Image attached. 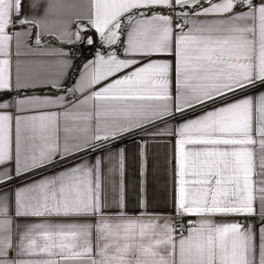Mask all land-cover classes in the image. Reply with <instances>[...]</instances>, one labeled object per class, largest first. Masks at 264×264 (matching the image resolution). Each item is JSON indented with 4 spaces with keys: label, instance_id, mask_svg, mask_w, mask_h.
Wrapping results in <instances>:
<instances>
[{
    "label": "snow or ice",
    "instance_id": "1",
    "mask_svg": "<svg viewBox=\"0 0 264 264\" xmlns=\"http://www.w3.org/2000/svg\"><path fill=\"white\" fill-rule=\"evenodd\" d=\"M261 89L264 0H0V264H264Z\"/></svg>",
    "mask_w": 264,
    "mask_h": 264
},
{
    "label": "crops",
    "instance_id": "2",
    "mask_svg": "<svg viewBox=\"0 0 264 264\" xmlns=\"http://www.w3.org/2000/svg\"><path fill=\"white\" fill-rule=\"evenodd\" d=\"M47 91V90H44ZM264 91V89H261ZM127 147L130 151H132L135 147L134 144L128 143ZM161 158L163 157V148L160 149ZM131 178V174H130ZM150 206L151 210L158 212H170L171 211V182L170 179L166 180L163 170H161V174L157 181L154 182L151 190H150ZM129 211L134 212L136 208L134 204L129 203Z\"/></svg>",
    "mask_w": 264,
    "mask_h": 264
}]
</instances>
